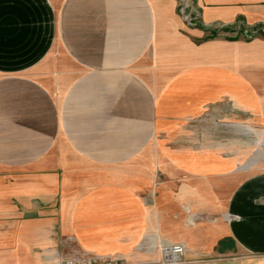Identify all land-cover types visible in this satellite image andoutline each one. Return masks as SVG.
Instances as JSON below:
<instances>
[{"label":"crops","instance_id":"crops-1","mask_svg":"<svg viewBox=\"0 0 264 264\" xmlns=\"http://www.w3.org/2000/svg\"><path fill=\"white\" fill-rule=\"evenodd\" d=\"M189 2L0 0V264H264V159L169 144L264 94V0Z\"/></svg>","mask_w":264,"mask_h":264},{"label":"rangeland","instance_id":"rangeland-1","mask_svg":"<svg viewBox=\"0 0 264 264\" xmlns=\"http://www.w3.org/2000/svg\"><path fill=\"white\" fill-rule=\"evenodd\" d=\"M182 2L179 0V4ZM254 96L251 94L250 109L230 98L219 100L199 117L188 118L186 124L175 127L169 134V144L217 148L239 160V166L248 159L254 165L264 159V107L260 111L254 108L264 104V94Z\"/></svg>","mask_w":264,"mask_h":264},{"label":"built area","instance_id":"built-area-1","mask_svg":"<svg viewBox=\"0 0 264 264\" xmlns=\"http://www.w3.org/2000/svg\"><path fill=\"white\" fill-rule=\"evenodd\" d=\"M190 7L189 0H183L182 5L180 4L181 13L185 21L192 26H201V22L198 21L197 16L194 14H190L187 10ZM223 30H219L218 34H220ZM262 30L259 29H243L242 26L235 28L231 31L232 35L239 36L244 35L248 39L254 38ZM217 33V32H216ZM186 256V248L182 244H168L163 246L162 248V264H184ZM65 264H118V262L114 261L111 258L104 257H94V258H82L75 257L68 259Z\"/></svg>","mask_w":264,"mask_h":264}]
</instances>
